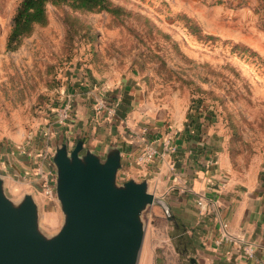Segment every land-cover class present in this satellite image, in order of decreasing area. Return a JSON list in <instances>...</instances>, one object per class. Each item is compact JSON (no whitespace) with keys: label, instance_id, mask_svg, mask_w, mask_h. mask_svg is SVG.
Masks as SVG:
<instances>
[{"label":"rangeland","instance_id":"374dc122","mask_svg":"<svg viewBox=\"0 0 264 264\" xmlns=\"http://www.w3.org/2000/svg\"><path fill=\"white\" fill-rule=\"evenodd\" d=\"M20 1L0 0L1 147L23 151L30 142L43 150L48 138L56 143L50 136L64 96L93 85L109 98L131 82L144 86L158 118L203 121L235 175L264 170V0H109L117 14L48 4L46 24L8 50ZM35 151H26L33 161ZM25 179L15 190L7 185L8 195L33 194L41 229L56 234L64 223L59 203ZM167 202L156 196L143 214L138 264L166 260L174 227Z\"/></svg>","mask_w":264,"mask_h":264},{"label":"crops","instance_id":"0c3cea01","mask_svg":"<svg viewBox=\"0 0 264 264\" xmlns=\"http://www.w3.org/2000/svg\"><path fill=\"white\" fill-rule=\"evenodd\" d=\"M73 93L63 97L60 111L61 116L70 106L69 119L52 129L50 139L56 138V143L49 145L48 138L39 151L30 142L23 151L0 146V176L6 186L15 190L16 179L23 175L44 196L42 175L51 173L56 183L47 161L59 142L72 148L82 139L102 157L118 148L122 152L119 182L148 180L155 197L168 201L166 208L176 220L170 221L171 240L160 264H264V170L235 175L221 160L203 121L188 122L181 116L168 123L158 118L140 83L122 86L118 96L112 95L116 101L98 94L93 85ZM149 145L157 150L156 158L140 163L138 156ZM26 151L40 152L38 159L33 161ZM169 191L174 192L166 197Z\"/></svg>","mask_w":264,"mask_h":264},{"label":"water","instance_id":"95a60500","mask_svg":"<svg viewBox=\"0 0 264 264\" xmlns=\"http://www.w3.org/2000/svg\"><path fill=\"white\" fill-rule=\"evenodd\" d=\"M50 160L64 223L46 235L34 195L14 201L0 176V264H138L143 214L156 201L149 181L120 183L121 150L102 157L82 139L59 142Z\"/></svg>","mask_w":264,"mask_h":264},{"label":"trees","instance_id":"16d2710c","mask_svg":"<svg viewBox=\"0 0 264 264\" xmlns=\"http://www.w3.org/2000/svg\"><path fill=\"white\" fill-rule=\"evenodd\" d=\"M48 4H69L78 10L117 14L109 0H21L14 15L13 26L7 39V49L12 50L30 35L36 25L47 22Z\"/></svg>","mask_w":264,"mask_h":264},{"label":"built area","instance_id":"2783aa9c","mask_svg":"<svg viewBox=\"0 0 264 264\" xmlns=\"http://www.w3.org/2000/svg\"><path fill=\"white\" fill-rule=\"evenodd\" d=\"M60 121L68 120L70 117V106L65 107V110L61 114ZM62 123V122H61ZM157 155V150L153 145H149L145 147L144 151L141 155L138 156V161L140 163H149L152 162ZM41 174V173H40ZM41 185H42V191L46 199L49 201H56V195H55V182L54 177L52 174L42 175L41 178ZM168 215H170V211H167Z\"/></svg>","mask_w":264,"mask_h":264},{"label":"bare ground","instance_id":"6f19581e","mask_svg":"<svg viewBox=\"0 0 264 264\" xmlns=\"http://www.w3.org/2000/svg\"><path fill=\"white\" fill-rule=\"evenodd\" d=\"M166 211H168V208H166Z\"/></svg>","mask_w":264,"mask_h":264}]
</instances>
